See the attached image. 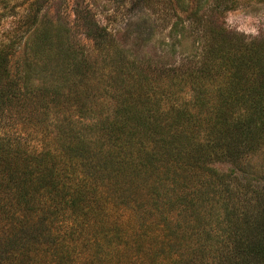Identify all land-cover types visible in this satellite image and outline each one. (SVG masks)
<instances>
[{"label": "trees", "instance_id": "1", "mask_svg": "<svg viewBox=\"0 0 264 264\" xmlns=\"http://www.w3.org/2000/svg\"><path fill=\"white\" fill-rule=\"evenodd\" d=\"M51 2L0 0V22L23 9L28 23L0 41V264H264V213L250 218V202L233 201L235 181L214 167L244 173L258 145L239 107L259 99L237 95L244 72L264 69L252 50L241 54L254 41L214 15L212 63L179 78L149 59L168 79L161 83L138 71L135 43L118 55L130 57L126 95L94 113L74 82L85 78L86 59L69 49L63 25L42 27ZM74 12L83 33L105 45L91 15ZM138 24L133 39L142 41ZM219 76L218 102L205 86ZM258 80L264 89V72ZM187 82L195 88L186 101L179 92ZM71 83L76 96L64 89Z\"/></svg>", "mask_w": 264, "mask_h": 264}, {"label": "rangeland", "instance_id": "2", "mask_svg": "<svg viewBox=\"0 0 264 264\" xmlns=\"http://www.w3.org/2000/svg\"><path fill=\"white\" fill-rule=\"evenodd\" d=\"M79 8L87 13L85 15H91L103 29V34L106 36L105 45L100 46L83 33L74 12ZM22 11L23 9H19L15 17L9 16L2 19L0 41L11 29L14 32H20L28 26L25 11L20 13ZM41 15H45L43 28L53 29L63 25V35L67 37L66 44L69 49L74 51L76 56L81 55L89 64L85 78L81 79L80 76L74 78V82H81L79 86L81 91L77 90L78 87H75L74 91L77 90L79 96L88 93V97L91 98L87 101L88 108L94 113L99 112L100 109L103 112H109L119 101L117 99H120L121 95H126L125 88L131 85L124 81L130 79L128 75L131 70L127 72L128 66H126V60L130 57L121 61L118 55L129 46H135V43L141 46L138 71L145 73L147 77L151 72L149 80L156 79L159 83L166 82L168 79L161 74V70L154 71L146 66L149 59L174 68L177 72L175 70L173 72H176L179 78L187 75L191 70L195 71L210 65L212 60L207 53L209 45L207 35L209 21L214 15L221 17L227 29L244 35L248 42L253 40V43H257V45L250 44L245 50L242 49L241 54L252 50L264 64V0H52ZM138 22L144 35L142 41L133 39L135 24ZM126 26L127 31L122 36V40L119 36L115 37L118 33H122ZM98 47L106 48L105 53L103 50H98ZM22 51L20 47L14 63L22 61ZM108 58L111 59V69L110 61L104 65V61ZM167 60L170 61L166 63ZM115 64L120 65L114 71ZM121 65L124 68H121ZM251 68L254 73L251 75L244 72L243 79L237 88V95L251 94L259 99L257 105L242 103L239 107L240 115L245 121L247 120L248 132L251 137L258 138L257 141L255 140L258 145L256 147L255 144L253 155L249 156L244 173L233 172V167L226 162L214 165L219 173L235 181L233 185H230L236 193L233 201L250 202L251 205L246 213L250 214V218L260 217L264 213V204L259 202L257 205L259 197L256 195V192L264 191V89H260L258 80L264 69ZM227 74L226 71L220 75L224 81ZM220 76L218 80L205 86L207 94L215 93L217 101L219 99L217 95L220 92ZM203 81L206 83V80L203 79ZM191 83L182 85V90L179 92L186 101L191 99V90L195 88ZM70 85L72 83L65 85L64 89L71 96H76V93L70 89ZM133 89L131 87L129 91L132 92ZM169 89L174 91L173 88L169 87ZM174 105L179 106L180 103L176 100ZM221 107L224 110L227 109L224 104ZM249 152L251 153V150ZM224 188L222 187L221 191H225Z\"/></svg>", "mask_w": 264, "mask_h": 264}]
</instances>
